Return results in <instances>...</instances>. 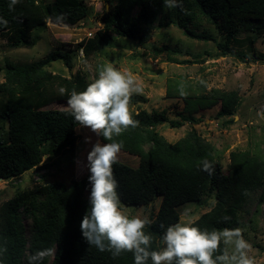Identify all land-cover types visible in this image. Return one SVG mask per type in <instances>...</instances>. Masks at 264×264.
Returning a JSON list of instances; mask_svg holds the SVG:
<instances>
[{"label": "trees", "instance_id": "trees-1", "mask_svg": "<svg viewBox=\"0 0 264 264\" xmlns=\"http://www.w3.org/2000/svg\"><path fill=\"white\" fill-rule=\"evenodd\" d=\"M103 14V30L91 38L82 40L78 47L87 58L97 52L112 38L109 31L131 40H146L153 29L175 26L193 40L214 42L206 31L195 32L190 23L204 19L227 35L225 45L218 44L223 54H232L229 49L234 34L252 32L264 34V0H182V7H168L164 0H117ZM11 0H0V36L10 44L25 45L31 40L35 29L44 28L48 21L64 14V25H75L87 16L84 0H19L10 10ZM136 11V14H134ZM168 55L178 53L177 48L163 46L154 53ZM238 58L252 63L264 61L263 56L233 53ZM172 60L171 58H169ZM63 61L70 66L68 53L53 51L40 61L25 66L7 63L4 82L0 84V124L8 123L9 142L0 143V179L9 180L22 176L42 164V144L52 143L53 153L74 151L79 125L69 109H47L56 101H67L73 90L82 91L83 80L76 76L66 79L47 70L52 63ZM173 61V60H172ZM190 63V62H187ZM178 85L177 87H174ZM181 84L169 81L166 97L181 99L188 116L170 120L164 111L149 113L141 110L133 114L138 120L136 127H129L111 141L122 144V152L139 158L133 168L124 163L113 165L118 181L121 204L149 206L161 198L153 224L144 229L152 237L151 250H160L159 242L167 226L180 221L178 208L186 203H199L203 197L213 198L212 208L191 225L201 230L237 228L238 211L251 189L264 181V158L245 151L230 153V167L223 172L217 163L215 147L195 130L175 143H169L156 127L168 124L173 129L185 122L197 124L200 119L194 114L200 110L220 105L217 118L232 117L240 104L236 92L209 90V94L188 92ZM66 91L61 94L60 89ZM207 91L204 88L203 91ZM140 97L133 94L131 103ZM231 122L233 120H230ZM214 165V173L203 170L202 162ZM86 180H74L70 185L52 183L17 192L0 205V264H28L27 255L37 249L55 247L56 253L43 264H134L131 252L113 258L108 251H100L84 240L81 221L90 206L85 201ZM91 191V185L89 192ZM33 222V233L28 240L24 236L20 211ZM224 216L231 220L223 221ZM163 224L164 228L160 225ZM224 245H221L223 248ZM148 264H151L149 260Z\"/></svg>", "mask_w": 264, "mask_h": 264}, {"label": "rangeland", "instance_id": "rangeland-1", "mask_svg": "<svg viewBox=\"0 0 264 264\" xmlns=\"http://www.w3.org/2000/svg\"><path fill=\"white\" fill-rule=\"evenodd\" d=\"M111 2L116 4L117 0ZM84 4L88 10L84 20L72 26L48 21L44 28L33 31L31 40L29 39L25 45H12L0 36V84L4 82L7 63L25 66L42 60L53 51H63L68 53L71 65L59 61L52 63L47 70L68 80L78 76L83 80L82 91L109 64L118 70L131 72L143 88L142 93L136 94L140 97L139 102L129 105L132 115L141 110L149 113L164 111L170 120L186 118L188 112L184 109L183 101L166 97L169 81L180 83V87L196 94L204 92L208 95L211 89L236 92L240 104L232 117L217 118L220 105H216L195 113L194 117L200 119L195 125L185 122L181 128L173 129L164 124L156 127V131L167 142L175 143L195 130L215 147L217 163L221 165L224 173L229 170L230 153L235 150L264 158V61L252 63L247 59L244 62L233 54L243 53L246 56L257 54L264 58V34L258 36L252 32L234 34L228 43L232 54L225 55L223 50L218 48V44L227 43L226 32L219 30L207 20L196 19L190 23V28L195 32H208L215 39L214 42L190 39L183 30L175 26L153 29L146 40H131L109 31L112 39L86 58L78 44L103 30V14L107 9V0H84ZM165 45L177 48L178 53L172 55L166 52L160 55L154 53L155 49ZM177 86L174 84V87ZM204 88H207V91H203ZM66 102L56 101L46 108L65 110L68 109ZM8 129L7 122L0 124L1 144L9 142ZM75 132L78 140L74 151L55 154L52 143L42 144L43 161L39 167L20 177L0 179V205L19 191L52 183L70 185L74 180L85 179L87 182L84 197L90 206L87 155L93 144L100 140L98 135L87 127L78 125ZM86 138H89L90 142H86ZM118 161L133 168L139 165L138 157L122 151L118 154ZM160 201L161 198H157L147 207L122 206L125 214L130 217L148 216L153 220L159 210ZM213 205L214 199L206 196L199 203H186L178 208L179 222L192 224ZM237 218V227L244 230V238L251 245L249 255L255 259L256 264H264V181L249 191ZM20 220L24 236L29 240L33 233V222L22 210ZM159 245L161 248V241Z\"/></svg>", "mask_w": 264, "mask_h": 264}, {"label": "clouds", "instance_id": "clouds-1", "mask_svg": "<svg viewBox=\"0 0 264 264\" xmlns=\"http://www.w3.org/2000/svg\"><path fill=\"white\" fill-rule=\"evenodd\" d=\"M19 0H11L10 10ZM168 7H182V0H164ZM66 19L64 14L55 17L54 23ZM0 24L7 21L0 18ZM66 90L60 89L61 94ZM143 88L129 71H121L112 65L105 66L98 77L81 92L73 90L66 102L70 114L80 126L90 128L104 141H111L129 127H136L130 111L132 95L142 93ZM181 87V95H184ZM86 142H90L86 138ZM122 144L118 142L93 144L87 155L91 185L90 208L81 221V232L90 246L108 251L113 258L131 252L134 264H256L249 255L250 243L244 238L243 229L223 228L208 231L197 226L177 222L167 226L161 238L160 250H151L152 237L144 229L153 221L148 216L125 214L120 201L118 181L114 177L113 165L118 162ZM203 170L214 173V165L204 160ZM224 222L231 220L224 216ZM164 228V225H160ZM224 245L221 248V245ZM57 251L55 247L37 249L27 255L28 264H43Z\"/></svg>", "mask_w": 264, "mask_h": 264}, {"label": "water", "instance_id": "water-1", "mask_svg": "<svg viewBox=\"0 0 264 264\" xmlns=\"http://www.w3.org/2000/svg\"><path fill=\"white\" fill-rule=\"evenodd\" d=\"M110 2H107V10H109Z\"/></svg>", "mask_w": 264, "mask_h": 264}, {"label": "built area", "instance_id": "built-area-1", "mask_svg": "<svg viewBox=\"0 0 264 264\" xmlns=\"http://www.w3.org/2000/svg\"><path fill=\"white\" fill-rule=\"evenodd\" d=\"M92 37V36H91Z\"/></svg>", "mask_w": 264, "mask_h": 264}]
</instances>
